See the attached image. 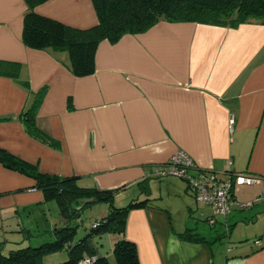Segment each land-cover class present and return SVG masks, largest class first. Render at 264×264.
<instances>
[{
    "label": "crops",
    "instance_id": "obj_1",
    "mask_svg": "<svg viewBox=\"0 0 264 264\" xmlns=\"http://www.w3.org/2000/svg\"><path fill=\"white\" fill-rule=\"evenodd\" d=\"M26 10L25 0H0V148L43 173L77 176L79 185L115 195L138 191L132 199L150 198L131 208L125 221L124 236L135 243L141 264H264V24L159 20L115 42L100 41L95 70L78 76L67 50L25 44ZM34 10L80 28L97 22L91 0H45ZM43 86L37 124L59 140V148L24 129L21 112ZM177 150L220 176L260 178L234 185L225 221L227 242L235 244L228 252L212 247L199 232V224L225 231L224 219L213 216L210 204L187 199L193 221H174L183 210L175 211L170 201L183 190L174 178L183 179L160 177L156 170ZM246 201L252 204L240 206ZM46 205L33 177L0 161L1 252L25 239L32 244L42 231L54 237L49 231L57 216ZM187 229L205 241L183 239ZM119 237L105 232L89 244L118 264L112 248ZM244 238L254 241L241 242Z\"/></svg>",
    "mask_w": 264,
    "mask_h": 264
},
{
    "label": "trees",
    "instance_id": "obj_2",
    "mask_svg": "<svg viewBox=\"0 0 264 264\" xmlns=\"http://www.w3.org/2000/svg\"><path fill=\"white\" fill-rule=\"evenodd\" d=\"M43 1L25 0L27 10L23 16V41L33 48L67 50L71 70L78 76L95 70V53L100 41L107 39L115 42L125 34L145 31L159 20L192 21L228 27L251 22L264 24V0H91L97 22L85 28L68 25L36 12L34 6ZM18 76L16 71L14 77ZM21 83L29 88L28 81L23 80ZM46 90L47 87L43 86L34 93L31 104L21 112V117L29 135L53 148H59V140L39 127L36 120ZM67 108L72 109L70 98ZM0 161L9 168L33 177L35 187L43 192L44 201L47 204L54 202L57 208V220L49 231L54 235L53 239L38 245L28 244L11 248L7 252L0 251V264H44L45 255L64 249L68 250V258L54 264H78L81 259L92 255L95 259L91 264H111L106 256L96 253L89 244L92 237L105 232L120 236L112 248L118 264H141L135 243L124 236L125 221L131 208L145 204L150 198L132 199L123 206H115L113 190L79 185L77 176L43 173L37 165L1 148ZM92 197L96 198L94 202L108 203V212L94 218L86 233L77 238L81 212L94 202L80 205L84 199ZM181 236L189 241H205L202 235L190 229Z\"/></svg>",
    "mask_w": 264,
    "mask_h": 264
},
{
    "label": "built area",
    "instance_id": "obj_3",
    "mask_svg": "<svg viewBox=\"0 0 264 264\" xmlns=\"http://www.w3.org/2000/svg\"><path fill=\"white\" fill-rule=\"evenodd\" d=\"M233 118H230V123ZM157 176H177L185 180L189 190L195 199L211 205L213 216L220 215L224 219L225 232L228 227L225 221L226 215L229 213L231 204L234 202L232 197L235 184L255 183L260 180L259 177L251 175H227L220 176L212 169H205L194 165L192 158L183 150H177L172 153L165 168L156 170ZM261 198H264L262 195ZM252 201L240 203V206L251 205ZM210 222H214V218H210ZM94 256H88L79 261L78 264H91Z\"/></svg>",
    "mask_w": 264,
    "mask_h": 264
},
{
    "label": "rangeland",
    "instance_id": "obj_4",
    "mask_svg": "<svg viewBox=\"0 0 264 264\" xmlns=\"http://www.w3.org/2000/svg\"><path fill=\"white\" fill-rule=\"evenodd\" d=\"M174 179H176L177 181H179V183H181L183 185V190H181V192L178 195L175 194V195H172L170 197V199H171L170 201H172L174 203V206H175L174 210L175 211L177 210L176 207H183L182 214L176 213L174 215V221L179 222V220H182L184 222L188 221V223L192 222L193 220L189 217V213L187 211L188 206L186 205L187 204L186 202H188L187 199L191 202H196L195 198H194L192 192L188 188H186L185 182L183 180L178 179V178H174ZM185 189H186V191H185ZM136 192H138V191H136ZM136 192L134 191V193L131 194V191H129V190L121 191L118 195H115L114 200H113L114 205L115 206H123V205L127 204V202H129L132 198L136 197V195H135ZM186 192H187V194H186ZM141 194H143V193H141ZM47 205H48L46 207L47 211H49L52 216L56 215L57 208H56L55 203L49 202ZM108 209H109V204L106 202H103V201L94 202L91 205L85 207L82 210L81 215H80L79 220H78L79 226H78L77 231H76V237L78 238V237L83 236L86 233V231L89 229L92 220L96 217L101 216L104 213H107ZM217 218L221 219L222 216L217 215ZM24 226L29 227L32 230L34 228L37 229V226L36 227L31 226L30 227V225H28V224H25ZM193 226H195V224ZM42 227L44 229L43 225H42ZM199 229H200L199 232L207 238V240L209 241V243L211 244L212 247L222 245V247L225 248V250H227V252H228L229 249L232 248L235 244L233 239H230V238H229L230 241L227 242V235H226L227 233H225V231H223L222 228L218 227L217 231H215V230L209 229L208 226H206V225H203V224L200 225L199 224ZM42 232L43 233L41 234L40 239L37 238L36 241H33L32 245H38L44 241H49V240L53 239V238H51V236L48 235V232H46V231H42ZM224 233H225V235H224ZM23 235L24 234H22V233L20 234L19 240H22ZM216 236H220V238L214 239V238H216ZM36 237H38V236H36ZM97 240L99 241V238ZM248 240L251 242L254 241L253 238H251V239L250 238H244V239H242L241 242H245ZM22 242L23 243H20L17 246H25V245L29 244L28 239H25ZM99 246H101L100 242H99ZM67 258H68V250L64 249L61 251H57V252L45 255L43 258V263L44 264H54L57 262H61Z\"/></svg>",
    "mask_w": 264,
    "mask_h": 264
},
{
    "label": "water",
    "instance_id": "obj_5",
    "mask_svg": "<svg viewBox=\"0 0 264 264\" xmlns=\"http://www.w3.org/2000/svg\"><path fill=\"white\" fill-rule=\"evenodd\" d=\"M95 200H96L95 197L84 199L80 206H83L86 203L94 202Z\"/></svg>",
    "mask_w": 264,
    "mask_h": 264
}]
</instances>
